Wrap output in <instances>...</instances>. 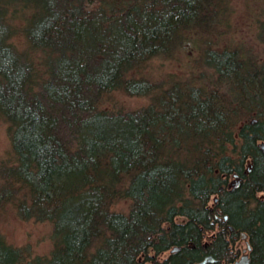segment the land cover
I'll list each match as a JSON object with an SVG mask.
<instances>
[{
    "label": "trees",
    "instance_id": "1",
    "mask_svg": "<svg viewBox=\"0 0 264 264\" xmlns=\"http://www.w3.org/2000/svg\"><path fill=\"white\" fill-rule=\"evenodd\" d=\"M224 3L0 0V118L12 154L0 162V215L9 207L46 220L55 238L48 257L29 258L0 234V264H156L174 246L180 250L159 264H189L213 227L217 209L205 205L220 173L252 156L250 187L264 189L255 143L264 130V64L255 69L232 50H207L218 81L236 92L227 100L215 90L162 89L141 75L187 30L208 29ZM117 93L151 100L114 110L107 104ZM252 111L260 128L233 137ZM238 193L223 196L222 210L234 225L257 223L264 249V201L246 212ZM119 198L130 200L128 211L112 209ZM215 245L209 249L222 256L223 238Z\"/></svg>",
    "mask_w": 264,
    "mask_h": 264
},
{
    "label": "rangeland",
    "instance_id": "2",
    "mask_svg": "<svg viewBox=\"0 0 264 264\" xmlns=\"http://www.w3.org/2000/svg\"><path fill=\"white\" fill-rule=\"evenodd\" d=\"M223 1L224 7L216 22L205 30H187L180 46L171 55L153 57L141 75L160 84L162 89L178 84L201 88L205 94L215 90L223 94L226 100L236 95L233 87L218 81L214 69L205 60V52L232 50L246 64L253 65L255 69L260 68L264 64V0ZM116 95L107 104V107H114V110L139 109L151 100L149 94ZM254 114V111L249 113L245 121L257 118ZM241 123L237 122L234 128L237 129ZM11 158L9 124L0 118V162L10 161ZM129 208L128 198H119L112 205L114 211L126 212ZM0 234L7 244L28 252L29 258L48 257L55 240L50 222L23 219L9 207L1 211ZM96 245L94 241L92 248Z\"/></svg>",
    "mask_w": 264,
    "mask_h": 264
},
{
    "label": "flooded vegetation",
    "instance_id": "3",
    "mask_svg": "<svg viewBox=\"0 0 264 264\" xmlns=\"http://www.w3.org/2000/svg\"><path fill=\"white\" fill-rule=\"evenodd\" d=\"M260 128L258 118L249 120L248 124L241 123L237 130L232 133L233 137H237L238 129L247 127ZM262 130V129H260ZM264 141V130L259 133V140H256L257 150L260 159L264 162V147L258 143ZM254 166V159L249 156L245 159L244 164L236 171L220 173V185L215 192L211 193L205 207L210 211L217 209L213 213V227L209 232L204 233L198 241V254L189 264H264V249L261 244L255 241V233L259 225L247 223L237 226L229 221L228 214L222 210V200L225 194L232 192L238 193V198L244 206L246 212L258 210L259 202L264 201V189H256L250 187V176ZM248 189H245L247 188ZM215 221V222H213ZM232 227V228H231ZM223 238L224 245L221 247L222 256H216L211 251L212 247H217V237ZM189 248H196L195 242L187 245ZM175 247V246H174ZM173 247V248H174ZM178 247V246H177ZM170 248L158 255L156 264L167 260L171 254L176 253L179 248L173 250ZM141 260V259H140ZM144 264H155L153 261H146Z\"/></svg>",
    "mask_w": 264,
    "mask_h": 264
},
{
    "label": "bare ground",
    "instance_id": "4",
    "mask_svg": "<svg viewBox=\"0 0 264 264\" xmlns=\"http://www.w3.org/2000/svg\"><path fill=\"white\" fill-rule=\"evenodd\" d=\"M260 144L263 145L264 141L262 143H260ZM263 147H264V145H263ZM174 249H176V248H174ZM238 263H239V261H236L234 264H238Z\"/></svg>",
    "mask_w": 264,
    "mask_h": 264
}]
</instances>
